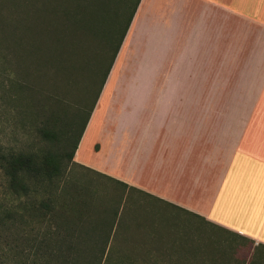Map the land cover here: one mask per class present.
Segmentation results:
<instances>
[{"label": "crops", "instance_id": "0c3cea01", "mask_svg": "<svg viewBox=\"0 0 264 264\" xmlns=\"http://www.w3.org/2000/svg\"><path fill=\"white\" fill-rule=\"evenodd\" d=\"M152 5L138 0L73 160L264 249V0H164L160 24L164 46L178 48L182 109L181 121L167 114L155 133L152 122L100 121L126 48L135 55L153 28ZM97 138L96 153L111 157L99 167L87 161Z\"/></svg>", "mask_w": 264, "mask_h": 264}, {"label": "rangeland", "instance_id": "374dc122", "mask_svg": "<svg viewBox=\"0 0 264 264\" xmlns=\"http://www.w3.org/2000/svg\"><path fill=\"white\" fill-rule=\"evenodd\" d=\"M99 1L107 4V10L103 7H93L97 0H84L83 31L75 30L74 26L66 28L65 19L60 12H56L52 20L37 16L35 27L39 31L48 28L58 37V30L63 28L65 29L63 39L39 41L24 38L27 40L19 42L24 46L62 43L76 47L79 56L74 57H81L84 67L82 69L80 67L79 70L70 69L58 75H53L52 70L48 71L47 80L51 81L48 86L43 85L47 80L38 79L40 76L35 75L27 79L31 85L23 94L29 98L30 108L28 107L25 116L19 113L21 109L17 103L10 101L7 94L0 90V142L5 149L24 152L44 149L56 153L71 151L83 122H41V119L51 110L65 115L68 120L76 117L78 110L83 111L85 117L94 100L102 71L106 69L113 52L111 49L107 54L104 65L100 61V56L103 54L102 48L107 43L105 40L110 37L108 39L110 43L117 42L137 0ZM163 2L164 0H153L151 13L154 18L157 16L153 21V28L149 27L147 33L142 32L137 53L134 55V50L132 52L126 48V59L118 70L113 85V96L108 101L101 122H121L127 124L129 129L135 126L143 129L145 122H152L155 133L159 126L158 122H166L167 114L171 113L173 122L181 121L179 116L182 100L179 99L178 85L181 78L178 77L176 66L178 48L164 46V33L160 24ZM11 4L8 3L6 6ZM13 6L12 4L8 11ZM151 13L148 14L149 17ZM129 52H132V56ZM19 59L22 61L18 69L21 75V68L29 69L26 63L31 58L20 53ZM170 61H175V67L167 85L164 75ZM6 74L5 71H0V81L6 80ZM92 77L94 83L90 85L89 79ZM187 81L191 82L192 79ZM38 88L43 90L42 93H39ZM50 94L53 97L48 101L45 96H51ZM195 113L202 122H207L210 118L208 111ZM186 115V119L192 118L193 112L187 111ZM42 129L51 131L54 137L43 136ZM99 141L102 142V139L97 138L93 143H88L87 161L95 167L111 162V157L105 159L96 153L95 149L100 147V143L96 142ZM84 144L86 145L87 141ZM61 172L62 178L57 187L66 189L63 194L66 200L74 201L72 194L75 190L84 189V199L82 196L75 199L84 200V224L99 226L95 229L99 234L114 235L119 249H133L139 257L146 254V251L151 252L157 255L159 259L157 264H171L176 261L181 264H264L262 247H252L243 238L213 226L197 216L177 207L163 205L137 191H128L125 186L108 179L102 173L69 162L66 158L63 159ZM2 182L0 172V196ZM46 193V190L42 191L40 197L46 196ZM2 205L0 197V210ZM116 208L118 209L115 214L113 212ZM111 223L114 226L112 231L109 229ZM91 231L89 228L84 230L87 233ZM5 234L6 231L0 229V264H10L1 257L8 249ZM142 240L146 242L143 251L140 246ZM23 244L18 246L19 251H23Z\"/></svg>", "mask_w": 264, "mask_h": 264}, {"label": "trees", "instance_id": "16d2710c", "mask_svg": "<svg viewBox=\"0 0 264 264\" xmlns=\"http://www.w3.org/2000/svg\"><path fill=\"white\" fill-rule=\"evenodd\" d=\"M97 1L93 3V7H103L107 10V4ZM137 2L138 0L135 1L132 13L117 42L110 43L108 40L110 37L105 40L107 43L102 48L100 61L105 65L107 54L111 49L113 52L106 69L102 71L94 100L85 117L84 112L78 110L76 117L68 120L65 115L62 116L59 112L51 110L41 119V122H83L71 151L56 153L44 149L31 152L7 150L0 142V172L3 178L0 196L3 201L0 210V229L6 231L4 239L8 245V249L1 257L10 264H157L159 261L157 255L148 251L144 253L145 256L142 254V257H139L133 249H119L114 235L99 234L95 230L99 226L84 224V200H75L76 197L81 198V196L84 199V189L75 190L72 194L74 201H68L63 196L66 189L57 187L62 178L63 159L66 158L69 162L77 164L73 160L75 149L113 64ZM8 3L14 5L9 11L8 8L12 4L6 6ZM84 7V0H0V71L7 73L6 80L0 81V90L7 94L10 101L17 103L21 109L19 113L24 114L23 116L28 113V107L30 108L29 98L23 94V91L31 85L27 79L37 75L36 77L40 76L38 79L46 81L48 71L52 70L53 75H58L70 69L79 70L80 67L81 69L84 67V62L81 57H74V55L79 56L78 50L70 45L53 43L24 46L19 42L27 40L24 38H34L39 41L63 39L65 35L63 28L58 30V37L48 28L39 31L35 27L37 16L41 15L43 19L52 20L56 12H60L65 19L66 28L74 26L75 30L83 31ZM20 53L31 58L26 63L29 69L21 68V75L18 71L22 63L19 59ZM92 78L89 79L90 85L94 83ZM48 84L50 85L51 81L47 80L43 85L48 86ZM39 90V93H42V89ZM50 95H46L45 99L49 101L53 97L52 94ZM41 133L48 138L53 136V133L46 129H42ZM103 175L122 184L128 191L134 190L155 198L144 191L128 187L127 184L109 175ZM44 190L47 192L46 196L40 197ZM117 209L113 213L116 214ZM113 227L111 223L110 231L114 229ZM88 228L92 231L84 232ZM21 243H24L23 251L18 249ZM145 244V240H142L140 243L142 251Z\"/></svg>", "mask_w": 264, "mask_h": 264}]
</instances>
